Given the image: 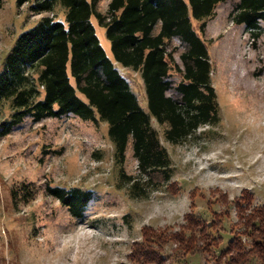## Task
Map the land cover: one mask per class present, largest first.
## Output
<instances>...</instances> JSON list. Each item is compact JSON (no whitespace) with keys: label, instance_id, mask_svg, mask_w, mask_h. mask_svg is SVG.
<instances>
[{"label":"rangeland","instance_id":"rangeland-1","mask_svg":"<svg viewBox=\"0 0 264 264\" xmlns=\"http://www.w3.org/2000/svg\"><path fill=\"white\" fill-rule=\"evenodd\" d=\"M237 1L219 4L203 34L191 16L209 53L219 123L204 126L196 138L173 146L152 122L169 154L173 175L168 184L160 176L153 178L144 198L132 199L126 189L116 188L119 171L106 123L94 125L71 115L39 122L25 117L8 135L0 134V264H132L129 255L133 243L143 241V227L156 229V234L176 231L191 212L214 234L216 229H209L213 214L226 203L241 199L242 205L264 208V24L257 37L245 26L233 24L229 15ZM108 2L100 1V13L106 12ZM44 16L33 15L29 5L19 6L18 0H3L0 70L16 39ZM53 17L64 22L65 13L57 6ZM92 23L113 61L105 29L94 18ZM175 46L173 40L171 47ZM180 52L174 55L178 65ZM115 66L147 112L140 73ZM172 78L180 80L177 73ZM10 114L9 105L0 104V125ZM131 154L130 144L124 168L126 174L136 175ZM24 185L31 193L13 199L11 192L18 195ZM48 186L91 192L83 218L71 219L58 200L47 196ZM221 195L225 198L219 201ZM236 221L237 209L231 206L217 225L223 229L220 240L205 253L183 252L170 243L161 254L177 264H217L218 252L232 240Z\"/></svg>","mask_w":264,"mask_h":264},{"label":"trees","instance_id":"trees-1","mask_svg":"<svg viewBox=\"0 0 264 264\" xmlns=\"http://www.w3.org/2000/svg\"><path fill=\"white\" fill-rule=\"evenodd\" d=\"M100 1L18 0L19 6L28 4L33 15L46 16L16 39L0 70V104L11 109L0 134L8 135L25 117L39 122L71 115L94 125L106 123L119 171L116 188L126 189L132 199H142L153 178L160 176L168 184L173 175L169 154L152 122L173 146L196 138L198 129L219 123L209 53L192 27L191 16L203 34L216 7L230 0H109L105 13L98 11ZM2 4L0 0V9ZM57 6L65 13L64 22L53 17ZM229 16L233 24L245 26L257 37L264 24V0H238ZM92 18L105 29L113 61L100 44ZM173 40L177 47H171ZM178 49L180 65L174 58ZM115 64L140 73L147 112ZM174 73L180 76L177 82ZM130 144L136 175L126 174L124 168ZM26 187L18 195L12 191V198H26L31 193ZM46 194L58 200L73 220L83 218L92 199L91 192L78 188L48 186ZM224 198L221 195L219 201ZM241 202L226 203L213 214L209 229H216L214 234L191 212L176 231L163 229L156 234V229L143 227V241L133 243L130 262L177 264L161 254L170 243L183 252L205 253L220 240L223 229L217 225L234 206L237 221L232 240L218 252L217 264H264V208ZM149 233L153 237L148 238Z\"/></svg>","mask_w":264,"mask_h":264}]
</instances>
